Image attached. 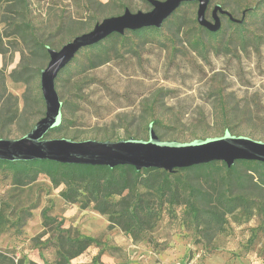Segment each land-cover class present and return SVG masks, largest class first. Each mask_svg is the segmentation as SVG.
Returning a JSON list of instances; mask_svg holds the SVG:
<instances>
[{
	"label": "rangeland",
	"instance_id": "1",
	"mask_svg": "<svg viewBox=\"0 0 264 264\" xmlns=\"http://www.w3.org/2000/svg\"><path fill=\"white\" fill-rule=\"evenodd\" d=\"M27 1L35 33L55 49L125 8L131 12L151 9L143 0ZM215 4L237 19L244 8L251 10L244 20L250 47H241V38L220 13L222 37L211 39L196 30L197 3L192 2L181 8L180 26L168 21L159 32L126 33L124 40H103L94 49L82 48L59 72L61 129L45 137L146 139L152 120H157L152 125L161 140L187 142L220 136L227 128L218 104L222 95L229 108L237 105L246 111L237 125L228 128L231 134L264 141V0H211L206 9L210 21ZM5 6L0 0V69L7 65L5 92L16 101L20 115L7 126L0 124V138L15 139L44 115L45 106L34 91L39 75L29 84L9 77L23 47L12 33V19L23 10L10 11ZM199 36L204 45L194 44ZM47 61L48 56H36L32 66L43 68ZM38 90L41 94L40 85ZM63 187L53 186L43 174L20 185L0 168V264H19V260L54 264L57 239L66 230L71 236L97 240L69 264H264L263 209L254 210L248 218L230 214L213 232L182 217L181 206L164 205L150 227L135 238L92 203L85 205V197L64 200Z\"/></svg>",
	"mask_w": 264,
	"mask_h": 264
},
{
	"label": "trees",
	"instance_id": "2",
	"mask_svg": "<svg viewBox=\"0 0 264 264\" xmlns=\"http://www.w3.org/2000/svg\"><path fill=\"white\" fill-rule=\"evenodd\" d=\"M1 1L10 11H17L19 8L23 10L21 14H17L19 16L12 19L14 30L12 33L23 47L19 64L10 71L9 77L12 81L29 84L40 75L42 69L32 66L35 57L46 58L48 56L46 48L50 45L40 40L35 33V27L28 14L30 3L27 0ZM143 1L149 4L147 0ZM190 3L192 2L183 3L164 22L171 21L172 25L180 26L184 19V14L180 13L181 8ZM215 5L222 8L220 4ZM250 11L249 8L241 11L239 18L241 22L234 21L223 14L227 17L229 27L234 28L235 35L241 38L243 49L251 45L249 44L251 38L245 31L244 21L245 15ZM91 17L95 20L97 16L92 14ZM194 22L196 30L211 39H217L224 34L221 26L216 31H210L199 25L197 19ZM161 27L128 30L123 34L112 33L103 40H124L127 38L126 33L142 36L147 32H159ZM194 44L204 45L205 42L199 36L194 40ZM101 45L103 43L100 41L84 48L94 49ZM102 61L106 62L107 59L104 58ZM69 63L62 70L67 69ZM5 66L0 69V124L2 126L13 123L20 115L16 101L5 92L3 75ZM58 76L59 74L54 80L56 91ZM38 89L37 84L34 90L35 96L43 105ZM219 96L218 104L226 120L225 131L237 125L246 111L242 112L237 105L229 108L227 100L222 95ZM248 117L253 118L251 115ZM227 121L230 124H227ZM150 123L155 124L157 120H152ZM60 129L61 126H58L50 132ZM0 168L8 170L14 183L20 185L31 183L38 174L45 175L53 186H64L60 191V196L64 200L76 202L81 196L85 197V205L92 203L96 211L108 215L111 222L135 238L150 227L164 205L181 206L182 217L194 223L199 229L213 232L223 226L230 214L237 213L248 218L254 210L263 209L264 211V163L254 160H237L230 167L222 161H210L187 168H178L173 172L158 168L136 170L133 166L126 164L110 168L105 165L69 164L40 159L13 162L0 159ZM257 197L261 199L257 200ZM44 219L47 218L44 216ZM2 222L3 216L0 213V224ZM93 243L97 244L94 237L71 236L67 230L64 231V234L57 239L58 249L54 264H69L72 258L82 254ZM99 255L100 253L93 259L96 260ZM26 263L36 264L31 260H26ZM19 264H22V260H19Z\"/></svg>",
	"mask_w": 264,
	"mask_h": 264
},
{
	"label": "water",
	"instance_id": "3",
	"mask_svg": "<svg viewBox=\"0 0 264 264\" xmlns=\"http://www.w3.org/2000/svg\"><path fill=\"white\" fill-rule=\"evenodd\" d=\"M148 11L131 12L125 8L119 15L103 18L91 30L75 35L58 49L47 46L48 61L40 70L39 85L44 102V115L22 136L0 138V159L7 161L52 160L60 163L86 165H131L136 170L158 168L173 172L178 168L210 161H222L230 167L237 160H254L264 163V141L244 135H234L225 130L222 135L196 138L187 142L161 140L148 124L146 139L133 137L119 140H72L46 138V134L60 126L62 101L54 86L59 72L84 47L96 44L112 33L123 34L128 30L145 27L160 28L183 3L196 2V19L199 25L210 31L220 26L217 13L233 18L230 12L215 5L211 10L212 21L206 18L210 0H147ZM244 12H242L243 14Z\"/></svg>",
	"mask_w": 264,
	"mask_h": 264
},
{
	"label": "built area",
	"instance_id": "4",
	"mask_svg": "<svg viewBox=\"0 0 264 264\" xmlns=\"http://www.w3.org/2000/svg\"><path fill=\"white\" fill-rule=\"evenodd\" d=\"M187 264H190L189 262Z\"/></svg>",
	"mask_w": 264,
	"mask_h": 264
}]
</instances>
